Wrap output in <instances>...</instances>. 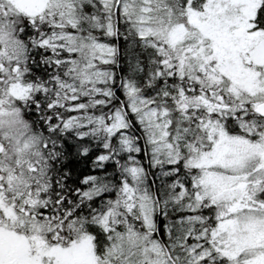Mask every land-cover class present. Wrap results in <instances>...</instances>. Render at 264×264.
Listing matches in <instances>:
<instances>
[{"label": "snow or ice", "instance_id": "snow-or-ice-1", "mask_svg": "<svg viewBox=\"0 0 264 264\" xmlns=\"http://www.w3.org/2000/svg\"><path fill=\"white\" fill-rule=\"evenodd\" d=\"M0 264H264V0H0Z\"/></svg>", "mask_w": 264, "mask_h": 264}]
</instances>
